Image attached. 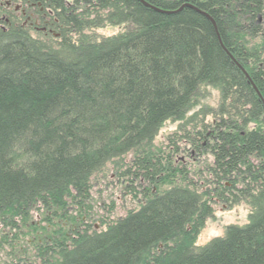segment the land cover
<instances>
[{
  "label": "trees",
  "instance_id": "1",
  "mask_svg": "<svg viewBox=\"0 0 264 264\" xmlns=\"http://www.w3.org/2000/svg\"><path fill=\"white\" fill-rule=\"evenodd\" d=\"M142 1L0 0V244L14 263L264 264V0ZM203 86L217 104L190 115ZM166 121L174 136L155 145ZM174 143L202 161L174 165ZM109 165L138 206L96 231L92 182ZM216 201L245 205L246 223L196 246ZM32 212L30 261L15 242Z\"/></svg>",
  "mask_w": 264,
  "mask_h": 264
},
{
  "label": "rangeland",
  "instance_id": "2",
  "mask_svg": "<svg viewBox=\"0 0 264 264\" xmlns=\"http://www.w3.org/2000/svg\"><path fill=\"white\" fill-rule=\"evenodd\" d=\"M112 31L113 29L107 28L98 32L102 34H109ZM199 93H201L200 99L198 100L197 105L188 112L190 115L201 108H213L217 104L218 93L216 90L208 86H203L201 87ZM205 120L210 122L211 117L206 116ZM177 126L178 122L166 121L158 131L157 136L154 139V144H170L168 143L169 139L171 136H174L173 134L175 133ZM170 146L171 147L169 149L171 151L175 146H178V148H183V150L173 152L171 161H173L174 165L179 164L181 166H189L193 168L195 167L196 163H200L202 161L201 156L195 155L194 152H191L188 155L189 151L187 145H183L182 143H174ZM206 158L207 162L210 161L208 160V156ZM97 178L100 179L92 182L90 198L93 200L92 208L94 211L92 212L93 216L88 221V223L93 225L92 227L94 230L100 231L105 227V225H102V218H109V220L116 219L118 216L125 214L127 210L136 208L137 203H135V196L123 187L124 184H128L127 180L124 178L119 180L118 173L111 165L107 166L104 172H102ZM140 183L143 187L146 185L142 181H140ZM146 187H148V185ZM203 189L204 187L201 188V190ZM151 190L152 192H155V189L151 188ZM136 194L138 195V192ZM212 210V216L205 221L204 226L196 238V246L204 245L215 236H222L224 227L229 224L242 225L246 223L248 209L243 204L228 207L227 205L216 201V203L212 205ZM39 221V216L32 212L28 220V223L31 224V228L27 225V223L24 224L25 226L22 225L23 228H25L23 229L24 234L18 236L17 238L20 239L19 241L15 242V247L20 250L21 256L26 260L30 259V261H32V258L34 257L33 251L31 250V242L40 237L39 233L37 232L38 226L40 225ZM28 228L32 230L33 234H31ZM34 228H37V230L35 231ZM48 228L51 230L50 227ZM0 230L2 231L1 226ZM9 250V246L2 245V243L0 244V264H18L16 261L15 263L12 261L11 258L14 259V256L8 254ZM34 262L36 261L33 259V263Z\"/></svg>",
  "mask_w": 264,
  "mask_h": 264
},
{
  "label": "water",
  "instance_id": "3",
  "mask_svg": "<svg viewBox=\"0 0 264 264\" xmlns=\"http://www.w3.org/2000/svg\"><path fill=\"white\" fill-rule=\"evenodd\" d=\"M141 2H143L142 0H140ZM205 16H207V14L203 13ZM207 18L212 22V24L214 25L213 21L209 18V16H207Z\"/></svg>",
  "mask_w": 264,
  "mask_h": 264
}]
</instances>
